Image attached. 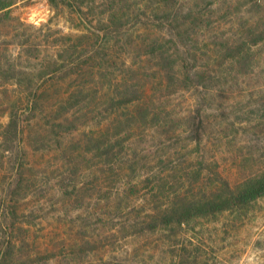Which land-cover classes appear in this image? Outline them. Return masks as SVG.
Wrapping results in <instances>:
<instances>
[{"label":"rangeland","instance_id":"obj_1","mask_svg":"<svg viewBox=\"0 0 264 264\" xmlns=\"http://www.w3.org/2000/svg\"><path fill=\"white\" fill-rule=\"evenodd\" d=\"M16 1L4 19L7 29L0 30L2 57L44 70L63 46L74 44L84 51L89 40L93 46L92 28L69 7L54 8L49 0ZM220 3L219 15L211 20L225 30L234 33L254 21L264 24V0ZM102 9L98 6L96 15ZM208 44L212 52L214 44ZM200 57L205 62L207 51ZM245 57L243 64H228L231 72L204 91L202 100L194 91L158 89L154 105L139 117L113 104L125 88L113 69H99L97 61L95 78L55 81L90 89L74 99L77 116L72 119L79 130L59 129V138L39 123L24 136L29 158L20 206L21 212L34 214L25 222L20 219L24 225L19 223L18 235L30 238L25 250L32 256L21 263L264 264V196L221 211L196 208L200 198L192 196H202V187L215 176L201 184L188 177L202 160L237 182L264 171V45ZM3 112L0 108V123L7 122ZM7 166L0 159V195L1 183L15 179ZM207 172L214 174L206 165ZM184 201L193 208L169 217L179 219L169 227L152 228L150 214L158 207L175 203L181 210Z\"/></svg>","mask_w":264,"mask_h":264},{"label":"trees","instance_id":"obj_2","mask_svg":"<svg viewBox=\"0 0 264 264\" xmlns=\"http://www.w3.org/2000/svg\"><path fill=\"white\" fill-rule=\"evenodd\" d=\"M49 1L54 8L63 4L75 12L86 26L92 28L94 43L91 46L90 40L87 41L84 51L74 44L66 48L59 46L44 70L20 67L7 55L2 57L0 52V79L5 83L0 87V108L7 116V122L0 123V159L2 165L7 163L9 170L15 172L12 182L4 180L1 183L0 264H22L32 257L27 248L25 250L30 238L18 235L19 223L24 225L34 214L33 211L21 212L20 206L19 195L27 189L25 173L29 158L23 145L24 136L28 130L29 134L32 132L33 124L39 123L56 137H63V131L59 129L68 127L70 133L80 129L72 119L77 116L73 112L76 107L74 99L90 88L63 87L55 81H73L86 75L95 78L98 75L95 69L97 61L99 69H113L111 73L115 80L125 88L118 98H113V104L139 117L154 105L158 89L175 87L182 92L194 91L202 100L204 91L231 72L228 64L232 67L243 64L247 53L264 45V24L260 25L261 22L254 21L233 33L223 29L226 26L219 21L211 20L219 15L220 8L216 7L221 5L220 0L210 5L204 0H100L98 6L103 9L97 15V0ZM16 3V0H0V30L7 29L9 24L4 19L10 16V10ZM107 5L110 6L105 8ZM207 40L214 44L212 52L208 49L209 44L205 45ZM202 51L208 53L205 62H201ZM219 58L222 61L216 64ZM219 65L223 70L218 69ZM79 113H84V110ZM209 163L199 161V166L188 172L191 181L201 183L205 177L215 176V179L210 178L212 182L208 186L202 187V196H192L200 198L194 202L196 208L211 211L218 208L221 211L229 205L242 206L243 201L264 196V171L237 182L223 169L222 172ZM206 165L214 174L205 173ZM177 169L178 166L175 171ZM121 200L117 203L119 210L122 209ZM177 207L180 206L175 203L166 208L158 207L155 213L150 214L152 228L169 227L172 220H179L169 217L175 213L180 216L193 208L187 202L181 210H176ZM20 219L25 220L20 222Z\"/></svg>","mask_w":264,"mask_h":264}]
</instances>
